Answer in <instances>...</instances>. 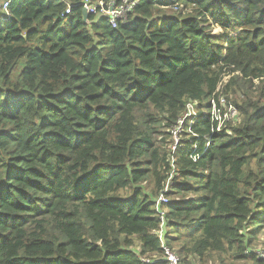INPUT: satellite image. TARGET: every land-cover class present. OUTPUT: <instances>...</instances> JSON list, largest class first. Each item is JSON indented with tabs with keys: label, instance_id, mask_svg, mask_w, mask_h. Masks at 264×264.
Returning a JSON list of instances; mask_svg holds the SVG:
<instances>
[{
	"label": "trees",
	"instance_id": "16d2710c",
	"mask_svg": "<svg viewBox=\"0 0 264 264\" xmlns=\"http://www.w3.org/2000/svg\"><path fill=\"white\" fill-rule=\"evenodd\" d=\"M81 2L0 1V264H264V0Z\"/></svg>",
	"mask_w": 264,
	"mask_h": 264
},
{
	"label": "built area",
	"instance_id": "2783aa9c",
	"mask_svg": "<svg viewBox=\"0 0 264 264\" xmlns=\"http://www.w3.org/2000/svg\"><path fill=\"white\" fill-rule=\"evenodd\" d=\"M136 5H137V0H82V2L80 3V8L84 16L87 17L92 16L95 17L96 19H105L108 21V23L112 28H116L118 23L122 25L129 23L128 17L129 15L132 14ZM6 7H7V3H4L3 9H5ZM69 13H70V6H67L64 14L68 15ZM211 105H212V109H211L212 111L210 112V115L212 116L213 120L217 122L216 131L220 130L224 121L231 120L232 118L234 122L236 121L237 116L235 115L234 108L231 105H228V107L225 108L222 99L219 102L218 108L215 106L214 100L211 101ZM192 107H193L192 105L188 106V111L186 114V117L191 121V123L189 122L188 125L192 124L193 117L195 116V115L193 116L190 112V110H192ZM221 110L222 111L224 110L223 113ZM183 121L184 120L181 119L178 122L177 127L172 131V135H173L172 137H176L177 139L179 132L178 133L176 132L180 131L181 133L183 127ZM180 133H179V137H180ZM177 142L178 141H174V143L172 144L171 147L172 152L173 150L176 149L178 145ZM172 180H173V173H171L167 178L162 191L160 192L158 198L156 199L157 211L161 216V218L164 211L161 208H159V206L160 205L165 206L169 202L166 194L168 192H171L170 188L173 184ZM162 227H163V222L161 228ZM165 260L168 264H182L179 261V259L168 250H165ZM147 263L148 262L146 261V264Z\"/></svg>",
	"mask_w": 264,
	"mask_h": 264
},
{
	"label": "rangeland",
	"instance_id": "374dc122",
	"mask_svg": "<svg viewBox=\"0 0 264 264\" xmlns=\"http://www.w3.org/2000/svg\"><path fill=\"white\" fill-rule=\"evenodd\" d=\"M1 1V0H0ZM158 23L160 24L161 23V21H158ZM61 30H65V26L64 25H62L61 26ZM212 34H217V33H220L221 31H220V28L219 27H216V26H214L213 28H212ZM231 35H234V34H232L231 33ZM227 77H225V79L223 80L224 82L227 80L226 79ZM207 105H208V102H207V100H204L202 103H201V105H200V120H203V118H204V116H203V114L204 113H206V111H207ZM190 112H191V114L194 116V115H196V113H197V111H196V109H195V107L193 106L192 107V110H190ZM180 133V131H177L176 133ZM179 133H178V136H177V139H176V137H173V143H174V141H178L177 142V144L179 143V141H180V137H179ZM166 144V143H165ZM171 145V144H170ZM258 238H259V244H258V246H256V247H254V250L255 251H258V254L259 255H261V257L264 259V255H262L261 254V250H262V244L264 243V231L263 232H261V234L258 236ZM203 263H204V261H203ZM194 264H202L201 262H199V261H195V263ZM207 264H217L216 262H213V261H211V260H209L208 262H207ZM239 264H242V263H239ZM246 264H251V263H246Z\"/></svg>",
	"mask_w": 264,
	"mask_h": 264
}]
</instances>
